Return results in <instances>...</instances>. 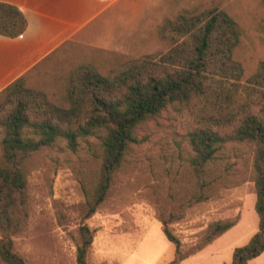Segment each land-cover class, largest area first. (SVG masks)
<instances>
[{"label":"trees","instance_id":"16d2710c","mask_svg":"<svg viewBox=\"0 0 264 264\" xmlns=\"http://www.w3.org/2000/svg\"><path fill=\"white\" fill-rule=\"evenodd\" d=\"M27 27L20 8L0 1L1 35L17 37ZM156 33L164 50L133 57L98 49L100 57L75 64L65 72L62 85L39 83L38 78L49 74L43 68L46 61L74 41L66 42L0 90V257L7 264H29L14 249V235L29 216L28 158L62 140L71 150L83 140L98 141L99 167L95 182L85 188V220L98 210L132 146L140 142L137 130L170 107L188 113L194 122L187 133L193 189L181 205L210 197L209 165L227 143L253 146L259 229L247 244L235 248L233 264H250L264 252V60L243 82V65L234 57L242 29L219 6L165 16ZM181 215L180 210L160 217L165 235L176 245V257L168 264L188 255L169 228ZM234 223L211 222L197 248ZM80 233L76 261L90 264L94 233L84 221Z\"/></svg>","mask_w":264,"mask_h":264},{"label":"rangeland","instance_id":"374dc122","mask_svg":"<svg viewBox=\"0 0 264 264\" xmlns=\"http://www.w3.org/2000/svg\"><path fill=\"white\" fill-rule=\"evenodd\" d=\"M212 6L226 10L242 29L234 57L243 65L245 82L264 60V0H162L159 10L165 17L183 11L196 13ZM159 20H146L145 28L139 27L140 32L135 35L122 29L125 32L115 36L118 41L115 45L93 38L67 44L43 65L49 74L38 78L39 83L51 81L49 84L62 85L65 72L87 57L99 58L98 49L133 57L164 50L156 33L155 24ZM193 125L191 115L179 113L173 107L142 125L137 130L140 142L132 146L98 210L85 220V188L95 182L99 167L98 141L89 138L71 150L62 140L28 158L24 171L28 180L29 216L14 235V249L29 264H77L83 221L93 230L94 240L102 235L139 236L143 233L141 222L160 221V217L170 212L179 214L181 210V217L173 220L169 228L180 239L183 254L198 250L211 222H235L244 199L257 195L253 146L229 142L209 165L210 197L181 205L187 202L193 189L190 165L193 150L187 135ZM0 264L7 263L0 257Z\"/></svg>","mask_w":264,"mask_h":264},{"label":"crops","instance_id":"0c3cea01","mask_svg":"<svg viewBox=\"0 0 264 264\" xmlns=\"http://www.w3.org/2000/svg\"><path fill=\"white\" fill-rule=\"evenodd\" d=\"M20 8L28 20L17 37L0 34V90L44 60L64 43L93 38L115 45V36L135 35L146 20L164 18L162 0H0ZM161 16V18H160ZM141 20L143 22L140 24ZM125 29V31H122ZM144 32V31H141ZM107 48L116 49L113 46ZM256 196L244 199L239 218L225 232L177 264H233L235 248L247 244L259 229ZM139 236L102 235L93 240L90 264H168L176 257V245L156 220L141 222ZM250 264H264V252Z\"/></svg>","mask_w":264,"mask_h":264}]
</instances>
